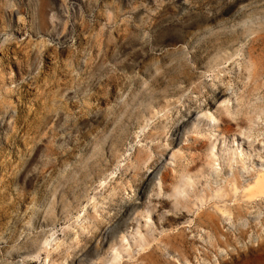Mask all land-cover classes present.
I'll list each match as a JSON object with an SVG mask.
<instances>
[{
	"label": "rangeland",
	"instance_id": "rangeland-1",
	"mask_svg": "<svg viewBox=\"0 0 264 264\" xmlns=\"http://www.w3.org/2000/svg\"><path fill=\"white\" fill-rule=\"evenodd\" d=\"M257 182L264 0H0V264H264Z\"/></svg>",
	"mask_w": 264,
	"mask_h": 264
},
{
	"label": "bare ground",
	"instance_id": "bare-ground-1",
	"mask_svg": "<svg viewBox=\"0 0 264 264\" xmlns=\"http://www.w3.org/2000/svg\"><path fill=\"white\" fill-rule=\"evenodd\" d=\"M147 94H144V98L146 97ZM143 104H147L146 99H143L141 101ZM113 128L111 129L112 133L111 135L108 136V139H110V142H104L105 139L107 137H105V134H103L102 136H99L98 134L94 135L93 133H90L89 135H87L85 138L83 137V140L85 142H81L77 147H78V152H80L81 157L80 160L77 161L75 167L73 168V170L71 171V173H74L75 177L77 176V178H73V183H76V179L77 180H82L84 178L87 177V175L96 167H99L102 163L103 160V152H104V148H105V144L107 143V145H109V147H115L116 146V140H118L119 136L117 131L119 132L121 130V126L118 123V120H114L113 122ZM103 141V142H102ZM83 151V154L81 153ZM58 153L55 151L54 148L50 147L47 150L46 155L47 156H53V155H57ZM65 166V164L61 165V168ZM154 176V175H153ZM143 185H146V183L144 182ZM256 188L258 191V196L260 195H264V186L263 184L261 185L260 182H257L256 184ZM253 196V195H252ZM256 195H254V197H258ZM55 195H53V198L51 202H49V207L47 210V215L49 217L54 215V205H55V199H54ZM218 197H222V195H218ZM68 199V198H67ZM65 203L63 202V208H64ZM134 207V204L129 205V208L127 209H132ZM236 216H241L240 214L236 215ZM243 217H241L240 219L238 218V220H242ZM211 231L214 232L215 234V239L212 241V246L215 248L217 246H221L224 247V249H228L231 248V250H234L235 248L230 244V240H229V236L227 237L226 235L223 238H219V234L216 233V224L213 222V220L209 221V222H204ZM239 224L234 227V231H236L240 236L243 235V233L246 230V227H249L248 224L246 223V221L242 220L240 222H238ZM204 224V225H205ZM119 225V222L115 223L114 227L110 230V232L106 233V238H109V236L112 235V233L117 229ZM206 226V227H207ZM112 232V233H111ZM217 239V240H216ZM217 244V245H216Z\"/></svg>",
	"mask_w": 264,
	"mask_h": 264
},
{
	"label": "snow or ice",
	"instance_id": "snow-or-ice-1",
	"mask_svg": "<svg viewBox=\"0 0 264 264\" xmlns=\"http://www.w3.org/2000/svg\"><path fill=\"white\" fill-rule=\"evenodd\" d=\"M149 171H150V169H149Z\"/></svg>",
	"mask_w": 264,
	"mask_h": 264
}]
</instances>
